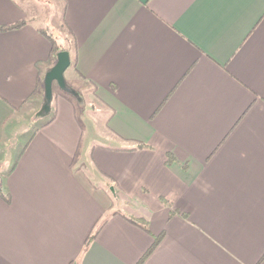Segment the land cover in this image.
Listing matches in <instances>:
<instances>
[{
  "label": "crops",
  "instance_id": "crops-1",
  "mask_svg": "<svg viewBox=\"0 0 264 264\" xmlns=\"http://www.w3.org/2000/svg\"><path fill=\"white\" fill-rule=\"evenodd\" d=\"M56 2L0 0V264H264V0ZM44 33L96 126L27 128Z\"/></svg>",
  "mask_w": 264,
  "mask_h": 264
},
{
  "label": "rangeland",
  "instance_id": "rangeland-1",
  "mask_svg": "<svg viewBox=\"0 0 264 264\" xmlns=\"http://www.w3.org/2000/svg\"><path fill=\"white\" fill-rule=\"evenodd\" d=\"M53 2L57 3L56 0H50V4L53 5ZM52 7L55 8V5H53ZM50 12L51 11H49V13ZM66 45L71 50L74 47L72 41H70V40L67 42ZM43 81H44V79H43ZM41 90H42V102L36 107V110L34 111V113L31 116H27L26 124H27V128H29V130L35 129L37 126L40 125V123H42V121H44L43 120L44 116L41 119H40V116H37V115H40V114H45L43 112V110L45 109V104H46L44 88H42ZM54 90H55L56 93H59L61 91L67 92L69 95L71 94L73 96V98H76V100H80V99H78V96H81V94H82V93H79V92L77 93V90H79L80 92H83L84 104L86 102V104H85L86 113L88 112V114H83V116H80L81 119L83 120V122H85V121L88 122L87 124L89 126H91V123L94 122V126H96V124H98L96 122L97 121L99 122V120L102 119V117H100V116H89V114L91 115L92 112H94L96 110V108H97L96 106L97 105H96L95 101H94V103L92 102L93 94L88 92L86 89L82 90L81 88H77V90L76 89L73 90V89L69 88V86H68L67 89L64 90V89L60 88L57 83H54ZM74 92L77 93V96H75ZM50 106H51V104H50ZM78 108H79V112H81V113L84 112L85 113V109L83 111H81L83 109L82 105H79ZM51 109H52V106H51ZM45 112H46V110H45ZM47 112H49V111H47ZM50 112H51V110H50ZM94 120H97V121H94Z\"/></svg>",
  "mask_w": 264,
  "mask_h": 264
},
{
  "label": "water",
  "instance_id": "water-1",
  "mask_svg": "<svg viewBox=\"0 0 264 264\" xmlns=\"http://www.w3.org/2000/svg\"><path fill=\"white\" fill-rule=\"evenodd\" d=\"M72 63L71 55L68 51L62 50L57 55L56 63L47 71L44 77V93H45V110H50V104L53 99V86L57 83L60 88L66 90L67 84L65 73Z\"/></svg>",
  "mask_w": 264,
  "mask_h": 264
},
{
  "label": "trees",
  "instance_id": "trees-1",
  "mask_svg": "<svg viewBox=\"0 0 264 264\" xmlns=\"http://www.w3.org/2000/svg\"><path fill=\"white\" fill-rule=\"evenodd\" d=\"M22 25H24V22L22 23H18V24H16L15 26H14V28H18V27H21ZM47 37H48V39H49V41L51 42V46H52V50H51V57H50V61H49V65L50 66H53L55 63H56V59H57V55H58V53L62 50L61 49V47L57 44V41H56V39L53 37V36H51V35H49V34H47V33H44ZM70 53V52H69ZM70 55H71V60H72V63H71V65L73 66V67H75V65H76V61H75V56H74V54L73 53H70ZM42 88H44V81H43V79L41 80V82H40V85H39V89H42ZM131 221H133V222H135V223H137V220H131ZM103 223H101L100 225H99V227L97 228V230L91 235V237H90V240L91 239H94L95 237H96V235H97V233L99 232V230H100V226L102 225ZM89 240V241H90ZM156 246V245H155ZM154 246V247H155ZM153 247V248H154ZM153 248L146 254V256L145 257H148L150 254H151V252L153 251Z\"/></svg>",
  "mask_w": 264,
  "mask_h": 264
}]
</instances>
